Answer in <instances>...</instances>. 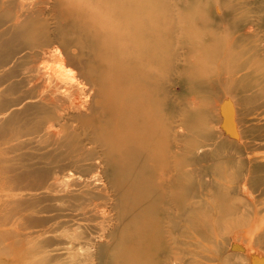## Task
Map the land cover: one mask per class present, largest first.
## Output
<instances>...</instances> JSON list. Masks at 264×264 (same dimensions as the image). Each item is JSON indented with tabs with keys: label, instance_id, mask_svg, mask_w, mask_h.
<instances>
[{
	"label": "bare ground",
	"instance_id": "obj_1",
	"mask_svg": "<svg viewBox=\"0 0 264 264\" xmlns=\"http://www.w3.org/2000/svg\"><path fill=\"white\" fill-rule=\"evenodd\" d=\"M180 1L0 0V85L18 77L0 94L23 85L0 111L23 102L12 136L71 167L69 178L40 181L28 197L46 204L23 208L24 264H184V205L172 187L183 188L185 172L170 143L168 71L169 12ZM257 49L202 83L230 88L218 105L232 108L221 124L232 137L231 169L245 162L250 187L264 193V45Z\"/></svg>",
	"mask_w": 264,
	"mask_h": 264
},
{
	"label": "rangeland",
	"instance_id": "obj_2",
	"mask_svg": "<svg viewBox=\"0 0 264 264\" xmlns=\"http://www.w3.org/2000/svg\"><path fill=\"white\" fill-rule=\"evenodd\" d=\"M169 16L170 143L174 149L177 140L176 155L185 172L183 188L176 184L172 189L173 201L184 205V264H264V193L250 187L245 162V168L232 171L237 162L228 157L233 152L232 137L221 126L224 118L230 120L232 108L229 103L219 106L218 99L223 94L227 97L230 88L225 82L218 90L204 87L208 79H216L219 69L230 68L237 54L259 56L255 53L264 45V0H181L178 6H171ZM16 89L0 94V103L23 94V85ZM22 122L23 102L0 111V133L9 130L10 139L2 143L0 136V151L6 152L5 158L0 157V185L7 180L3 190L8 194L0 201V216H6L0 217V264L25 263L23 208L29 202L37 210L46 204V200L28 197L40 181L69 178L71 168L65 167L68 158L41 157L35 144L23 143V135L12 136ZM239 127L243 128L242 123ZM28 154L34 156L26 157ZM167 160L173 163L172 157ZM94 164L88 160L87 167L94 174L93 183L101 184L99 167ZM244 180L248 185L240 189Z\"/></svg>",
	"mask_w": 264,
	"mask_h": 264
}]
</instances>
